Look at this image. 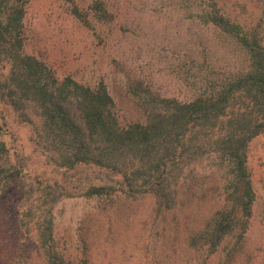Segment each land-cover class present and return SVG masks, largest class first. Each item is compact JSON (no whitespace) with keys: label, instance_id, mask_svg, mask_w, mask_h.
<instances>
[{"label":"rangeland","instance_id":"374dc122","mask_svg":"<svg viewBox=\"0 0 264 264\" xmlns=\"http://www.w3.org/2000/svg\"><path fill=\"white\" fill-rule=\"evenodd\" d=\"M17 1L22 55L43 65L48 82L103 85L119 129L145 125L164 100L207 107L248 72L247 50L215 17L257 36L264 50V0ZM9 76L0 64V264H264V127L255 129L264 112L246 91L219 120L191 127L159 206L152 193L133 194L117 170L71 163L72 144L48 135L34 105L13 102ZM235 129L233 149L250 136L251 215L237 228L243 239L235 232L211 254L202 236L226 207L223 139Z\"/></svg>","mask_w":264,"mask_h":264},{"label":"trees","instance_id":"16d2710c","mask_svg":"<svg viewBox=\"0 0 264 264\" xmlns=\"http://www.w3.org/2000/svg\"><path fill=\"white\" fill-rule=\"evenodd\" d=\"M214 24L247 50L251 61L248 72L236 76L218 99L207 107L199 102L179 104L164 100L161 105L152 106L147 111L145 125L127 129L117 127L112 99L103 85L93 91L70 78L59 83L54 80L48 82L43 65L33 57L22 55L23 9L17 0H0V64L10 68V94L17 98L13 102L23 106L34 105L44 118L48 135L72 144L71 163H94L117 170L133 194L152 193L157 197L158 205L162 206V200L169 198L166 182L173 170L181 166L180 158L189 150L184 140L191 127L203 129L208 121L225 116L234 94L240 90L257 101L259 110L264 112V50L259 38L241 35L239 27L224 17H215ZM246 126L248 122L242 124V127ZM260 126L264 127V123L256 125L255 129ZM237 130H232L223 139L226 153L223 158L228 169L224 172L227 175L226 207L216 214L212 227L202 236V244L211 254L235 232L237 243L243 239L244 230L238 231L237 228H246L251 215L253 191L244 153L250 136L238 138L237 148L227 145L232 144ZM2 131L0 126V134ZM4 150V144L0 143V153ZM135 158L141 167H130L131 170L117 167L119 160L132 162ZM102 191L94 189V194Z\"/></svg>","mask_w":264,"mask_h":264}]
</instances>
